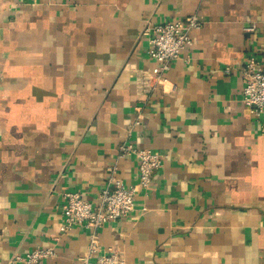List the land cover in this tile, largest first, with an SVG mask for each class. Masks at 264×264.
Returning a JSON list of instances; mask_svg holds the SVG:
<instances>
[{"label":"crops","instance_id":"obj_1","mask_svg":"<svg viewBox=\"0 0 264 264\" xmlns=\"http://www.w3.org/2000/svg\"><path fill=\"white\" fill-rule=\"evenodd\" d=\"M201 27L162 88L150 24ZM254 25V29L249 28ZM264 56V0H0V264H85L93 231L60 234L64 193L98 203L111 169L137 181L126 142L164 155L134 210L96 234L126 264H264V119L243 103V66ZM138 122V123H137Z\"/></svg>","mask_w":264,"mask_h":264},{"label":"built area","instance_id":"obj_2","mask_svg":"<svg viewBox=\"0 0 264 264\" xmlns=\"http://www.w3.org/2000/svg\"><path fill=\"white\" fill-rule=\"evenodd\" d=\"M201 27L196 14L189 15L185 21L168 20L150 24L144 34L148 40L147 53L157 63L154 70H143L139 78V86L146 94L162 88L167 81L166 74L172 62L181 57L182 51L193 42L192 30ZM250 30L254 29L252 25ZM243 103L258 117L264 119V56L259 58L249 55L243 66ZM138 123V122H137ZM134 155L139 160L137 181L126 184L117 175V167L111 169L110 182L112 187H104L98 203L87 199L80 191L64 193V220L60 226V234L71 231L76 225L91 229L92 234L88 246L89 254L97 253L92 261L85 264H126V260L113 247L99 253L97 229L105 223L119 220L130 214L135 208V200L139 191L148 189L153 176L164 162V155L149 148H140L132 143L119 146V156ZM56 255L54 246L37 247L16 257V261L24 264H39L41 261Z\"/></svg>","mask_w":264,"mask_h":264}]
</instances>
